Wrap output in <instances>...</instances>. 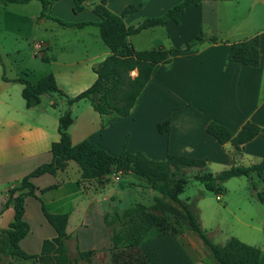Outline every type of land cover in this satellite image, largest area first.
<instances>
[{"label": "crops", "instance_id": "crops-1", "mask_svg": "<svg viewBox=\"0 0 264 264\" xmlns=\"http://www.w3.org/2000/svg\"><path fill=\"white\" fill-rule=\"evenodd\" d=\"M105 1L106 7L118 16L124 15L133 6L135 9L122 18L127 26H132L148 17L162 16L183 0ZM30 2L0 3V6L2 11L10 14L12 11L9 7L19 9V6L26 7ZM97 2L99 0L95 1ZM73 6L74 0H58L52 4L48 13L51 17L69 22L101 21L100 16L93 11L94 3L78 13L74 12ZM12 13L16 15V20H34V15L28 13ZM39 18L42 22L51 19ZM90 26L94 27L95 33L99 31L105 46L84 45L80 49H60L61 54L65 53V58L81 51L84 56L82 60L91 62L89 70L80 65L82 61H63L58 64L62 66L58 71L48 70L39 78L30 79L37 83L41 77L52 73L58 87L70 97L91 86L97 78L95 70L112 51L103 40L99 26L87 25L74 29L84 31ZM87 34L90 35L86 32L77 39L85 41ZM199 35L206 41L190 46V41ZM255 35L260 36L259 65L228 60L232 43ZM145 37H150V40ZM97 39L94 34L95 43ZM127 41L136 50L163 46L171 51L172 60L158 66L128 116L102 117L90 104H83V112L90 121L85 119L81 122V117L78 116L70 126L69 132L74 144L89 139L114 156L127 150L132 153L143 151L156 160L166 159L169 154L207 159L204 168L208 163L228 168L233 164L243 165L239 162L245 158V154L258 159L251 164L264 159V130L239 150L230 142L220 144L206 131L211 121H216L235 133L247 122L264 129V0H203L199 4L188 6L180 15L178 23L169 22L144 29L138 34L129 35ZM40 43L41 47L38 46ZM39 44L35 48L41 60L50 65L52 57L47 52H52V41L48 39ZM137 73L134 70L132 76ZM21 76H8L5 63L0 57V204H5L10 189L26 175L38 166L52 161V144L60 140L58 127L61 112L58 113L57 107L53 105L56 102L54 95L43 94L42 98L45 95L50 97L48 103L43 105L42 99L39 105L33 107H27L26 100L22 105L12 100L9 86L18 82L17 79ZM25 76L29 78L28 74ZM80 102L73 104L71 110ZM165 122H168L169 130L161 132L159 126ZM85 181L79 165L73 161H69L57 174L46 173L31 179L36 187V195H29L25 199L23 219L29 223L30 231L19 242L22 250L28 254H40L44 241L57 237L56 230L42 210L44 203L50 212L69 213L66 231L70 238L67 244L70 260L74 264L76 258L72 256L70 247L72 237L78 254L79 251L91 249L95 252L114 251L110 234H104L108 228L107 221H112L126 208L120 211L103 209L98 192L88 189ZM117 186L116 189L108 188L109 191L103 197L105 203L115 202L112 199L114 196L118 201L130 199L135 193L128 183ZM27 190L26 188L25 191ZM151 190L153 197L161 196L158 191L153 188ZM136 203L142 202L135 199L130 207ZM13 217L14 206L5 204L0 210V228H7ZM97 223H102L99 225L102 230L99 233L101 242L94 243V227ZM262 231L264 233V223ZM195 234L192 230H186L177 236H170L153 228L140 248L152 264H202L211 252ZM262 251L260 264H264L263 248ZM28 261L15 259L17 263Z\"/></svg>", "mask_w": 264, "mask_h": 264}, {"label": "trees", "instance_id": "trees-1", "mask_svg": "<svg viewBox=\"0 0 264 264\" xmlns=\"http://www.w3.org/2000/svg\"><path fill=\"white\" fill-rule=\"evenodd\" d=\"M32 0H0V3H28ZM42 4L40 17H48L65 27L82 28L87 25H97L101 29V36L111 49L108 55L97 67V78L87 89L74 97L68 96L57 85L54 74L50 73L41 77L34 83L27 76L17 79L23 85L22 96L26 100L27 107L37 106L41 103L43 94L55 95L66 98L69 108L63 111L59 117L58 131L60 140L52 144L53 159L49 163L38 166L26 175L19 184L10 189L6 205L14 206V217L7 228H0V232L7 236L12 253L20 259L31 260L33 264H74L69 257L67 240L70 235L66 228L69 213L50 212L45 204L42 210L48 222L57 232V237L45 240L40 254H28L19 246V242L29 233L30 225L23 219L25 211V199L29 195H36V187L31 182L33 177L46 173L57 174L63 170L69 161H75L81 171L83 179H100L108 175L112 169L122 173H134L145 178L151 183V187L161 196L155 197L151 207L143 203H136L126 208L119 215L118 227H110V239L113 249L121 246L141 251L140 245L153 228H158L170 236H177L183 232L170 229V224L159 211L173 210L176 214L184 216L187 225L186 230L194 231L210 250L214 260L219 264H260L262 249L248 244L237 236H231L225 244L215 243L202 227L199 216L195 210V202L183 200L179 197L177 188L184 182L183 168L205 167L207 159L169 154L166 159H152L143 151L136 153L123 150L118 156H114L97 146L89 139L77 144L71 140L69 128L75 122L71 106L79 101L86 100L100 115L128 116L135 105L138 96L146 84L152 78L159 65L169 63L172 60L170 50L163 46L136 50L130 47L127 37L140 33L142 30L166 25L169 22H179L180 15L190 5L199 4L203 0H183L176 4L160 17H148L137 25L127 26L123 16L135 8L129 7L124 15L118 16L106 7L105 0H74L73 10L78 13L94 3L93 11L100 16L101 21L93 22H69L60 18L51 17L49 9L58 0H38ZM206 41L201 35L190 41V46H195ZM260 36L234 42L230 45L228 60L240 62L246 65L257 66L260 63ZM137 70V75L132 72ZM57 102H54L56 106ZM161 132L168 131V122L159 126ZM262 129L257 124L247 122L238 132H232L226 126L211 121L206 131L213 135L220 144L232 143L237 150L256 137ZM257 174L264 178V159L248 166L233 164L217 174L208 172L198 177L205 188L216 193L224 190V183L234 177H251ZM28 189L25 191V189ZM256 190V186L254 185ZM17 192H19L17 194ZM258 199L264 203V193L258 191ZM170 201L176 203L179 208L172 206ZM183 212V213H182ZM111 225V222H107ZM95 250L79 251V257L91 260ZM146 255V254H145ZM147 256V255H146ZM114 263L120 264L119 257L114 256ZM152 264L147 256V262L128 261L122 264Z\"/></svg>", "mask_w": 264, "mask_h": 264}, {"label": "rangeland", "instance_id": "rangeland-1", "mask_svg": "<svg viewBox=\"0 0 264 264\" xmlns=\"http://www.w3.org/2000/svg\"><path fill=\"white\" fill-rule=\"evenodd\" d=\"M17 8L18 7H9V10L17 12L18 14L28 13V15H34V20H29L28 22L22 21L21 19L16 20V15L14 13L8 10L10 14H7L5 11H2V7L0 6V57L5 63L8 76L17 77L28 74L29 78L32 80L37 79L42 73L48 70L58 71V68L62 67L58 64L63 61H67V63L82 61L80 65L86 66L85 70H89L91 62L89 60H82L84 56L81 54V51H78L77 55L70 54L71 56H66L65 58V53L61 54L60 49L62 47H75L80 49L84 45L93 47L94 45L98 47H100V45L105 46L100 38L99 31L95 33L93 26L88 27L84 31H80L79 29L61 26L53 19H47L45 22L39 20L42 4L37 0L31 1L26 7L19 6V9ZM86 32L90 33V35L87 34L85 41L77 39L79 35H85ZM94 34L98 37L96 43L94 42ZM48 39L52 41V52H47L48 55L52 57L50 65L41 60L40 54L35 48V45L39 44V42ZM145 39L150 40V37H145ZM148 45H150V43H148ZM9 87L11 88L12 100L20 102L21 105L24 104L25 99L22 96V84L14 82L12 86ZM42 99V104L45 105L50 100V97L45 95ZM54 99L57 102L56 107L58 113H62L61 110L64 111L69 108L66 98L62 100L55 94ZM83 104L90 103H88V101H81L74 105V108H72L73 116L75 120L80 116L81 122L85 119L90 121L83 112ZM244 156L245 158L239 163L246 166L258 160L251 155L245 154ZM73 163L77 165L76 162L73 161ZM226 168L228 167L217 163H208L206 168H183L182 172L185 179L177 188L179 197L183 200L195 202V210L199 216L202 227L215 243L224 244L230 236H237L246 243L259 247L261 246L264 249V233L262 231L264 223V203L257 197L258 191L264 193V179L260 178L257 174H253L251 177H234L224 183V190L219 194L207 190L204 184L198 180V177L201 175H205L208 172H220ZM115 172V169H112L108 175L100 179H86L85 181V185L88 189L98 192V198L101 201L103 209L109 211L110 209H115L116 211H120L130 207L135 199L138 202L146 203V205L148 204L149 207L153 205L155 197H153L151 183L147 179L138 177L131 172L122 173L120 171V179L116 181L114 179V175H116ZM122 183H128V185L135 190L134 195L131 196L130 199L124 198L122 201H118L114 196L112 199L115 202L109 201L105 203L103 197L109 191L108 188L112 187L116 189L118 188L117 185ZM254 185L257 188L256 190L254 189ZM219 195L221 196L220 200L217 199ZM7 196H9V194ZM166 201L172 206L179 208L176 203L169 199H166ZM4 206V203L0 204V210ZM159 213L161 216H165L168 219L171 226L170 229L175 228V230L179 232H185L184 230L186 229L187 222L181 213L176 214L173 210H168L166 212L159 211ZM118 217L119 215L112 219V221H109L111 225L107 224L108 228L105 230L104 234L109 236L110 227H118ZM101 224L102 223H97L96 227H94V243L98 241L101 242L99 236V233L102 232L99 227ZM195 235L197 236V234ZM70 247L72 256L76 258V264H115L113 260L114 256L117 258L119 257L120 264L130 260L131 262H147L145 253L127 249L123 246L115 249L111 253L97 251L92 255L90 261L79 258L74 237L70 240ZM16 258L17 257L12 253L7 236L0 232V264H33L31 260L24 263H17L15 262ZM202 264L219 263L214 260L210 253L209 256L203 260Z\"/></svg>", "mask_w": 264, "mask_h": 264}, {"label": "built area", "instance_id": "built-area-1", "mask_svg": "<svg viewBox=\"0 0 264 264\" xmlns=\"http://www.w3.org/2000/svg\"><path fill=\"white\" fill-rule=\"evenodd\" d=\"M38 46L41 47L42 44L40 43ZM115 174H116V175H114V179L117 181V180L120 179V175H119V174H120V171H116ZM217 198L220 199V198H221L220 195L217 196Z\"/></svg>", "mask_w": 264, "mask_h": 264}]
</instances>
